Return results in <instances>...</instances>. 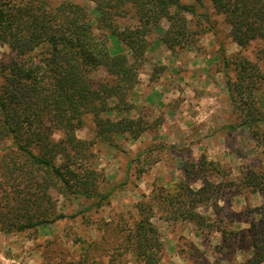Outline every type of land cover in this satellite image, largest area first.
Here are the masks:
<instances>
[{"label": "rangeland", "instance_id": "obj_1", "mask_svg": "<svg viewBox=\"0 0 264 264\" xmlns=\"http://www.w3.org/2000/svg\"><path fill=\"white\" fill-rule=\"evenodd\" d=\"M62 1L82 6L94 28L109 33L99 27L94 1L49 3L57 6ZM181 2L195 5V14L184 13L185 35L176 37L166 18L157 23L160 34L153 28L156 25L150 27V32L148 28L147 50L128 96L130 110L123 108L117 98H110L108 110L102 113L104 118L114 120H141L139 137L133 138L126 131L111 143L97 142L98 127L92 114L85 116L84 126L77 130L79 138L96 141L90 163L100 175L99 190L103 194L111 192L109 201L97 204L99 198L64 197L52 188L57 210L65 217L22 232L3 230L0 222V264H142L127 234L139 217L138 203L148 200L153 202L152 222L163 240L158 264H181L183 260L178 255L188 258V264H249L254 255L249 231L253 222L264 218V198L243 181L254 173L264 174V119L257 127L241 125L242 112L234 107L227 83L237 82V71L233 65L226 67L223 54L248 58L264 72V55L259 54L263 43L255 40L245 48L237 45L224 15L216 12L211 0H203L202 5L196 0ZM116 23L120 29L141 26L137 17L130 16ZM109 47L133 60L129 47L119 43L116 36L110 35ZM14 57L12 47L0 41V68ZM191 75H206L207 83L200 86L191 79L187 81ZM91 77L98 83L109 75L101 66L91 71ZM160 82L164 86L158 87ZM150 87L163 94L161 103H148ZM220 92L221 98H217ZM237 98V104L247 101L263 112L264 80L257 82L254 93L244 91L243 99L240 95ZM211 101L219 104L216 110L210 109ZM224 117L238 127L232 131L223 129L224 120L219 118ZM256 129L260 132L257 135ZM54 138L58 140L61 135L57 132ZM13 149L11 139L1 144L0 164L7 162L4 154ZM202 161L205 166L200 168ZM187 184L190 189L183 190ZM200 189L203 191L197 193ZM177 193H181L182 203L174 198L176 203L171 205L168 199ZM191 198L195 200L193 211L207 219L202 229L190 219L175 217L181 216L180 208H189Z\"/></svg>", "mask_w": 264, "mask_h": 264}, {"label": "trees", "instance_id": "obj_2", "mask_svg": "<svg viewBox=\"0 0 264 264\" xmlns=\"http://www.w3.org/2000/svg\"><path fill=\"white\" fill-rule=\"evenodd\" d=\"M92 1L99 14V27L109 33L98 32L87 11L72 1L52 6L49 0H0V41L15 51L12 61L0 68V147L8 139L15 146L4 154L7 162L0 164L3 230L22 232L63 219L65 214L57 210L50 193L52 188L64 197L99 198L97 204L109 201L111 192L103 194L99 190L100 175L90 163L92 147L96 141L111 143L126 131L137 138L143 122L130 117L104 118L102 113L108 110L110 98H117L123 108L130 110L128 96L135 87L147 50L145 31L149 28L150 32V27L156 25L152 27L158 32L157 23L166 18L176 37L183 36L184 13L195 14V5L181 0ZM196 2L203 4V0ZM211 2L216 12L224 15L234 42L245 48L260 40L263 46L259 54L264 55V0ZM126 16L137 17L141 26L126 25L120 29L116 20ZM110 35L129 47L133 60L110 49ZM223 57L226 67L233 65L237 71V82L227 83L234 107L242 112L241 125L257 127L264 119V111L259 112L247 101L237 104V97L243 99L244 91L254 93L257 82L264 80V72L248 58H229L225 54ZM101 66L106 68L109 78L96 83L91 71ZM88 114L94 116L98 127L96 141L77 135ZM237 127L232 125L231 129ZM57 132L61 135L58 140L54 138ZM259 133L258 129L254 131L255 135ZM204 166L202 161L200 168ZM243 183L254 187V192H260L264 198V174L254 173ZM188 188L189 184L183 186V190ZM179 195L170 197L168 202L173 205L177 198L182 203ZM194 201L191 198L189 208H180L181 216L175 217L190 219L202 229L207 219L193 211ZM153 208L151 200L139 202V217L127 234L142 264H158L161 259L163 240L152 222ZM249 232L254 255L248 263L262 264L264 218L253 222Z\"/></svg>", "mask_w": 264, "mask_h": 264}, {"label": "crops", "instance_id": "obj_3", "mask_svg": "<svg viewBox=\"0 0 264 264\" xmlns=\"http://www.w3.org/2000/svg\"><path fill=\"white\" fill-rule=\"evenodd\" d=\"M159 32V31H158ZM158 32H156V34H160V33H158ZM189 58H190V60H193V61H196L197 59L196 58H191V56H188ZM155 60L157 61V59L155 58ZM159 60V59H158ZM189 60V61H190ZM199 60H200V57H199ZM199 64H201V61H199V63H198V65ZM209 68V67H208ZM196 71V70H195ZM202 74H204L203 73V71H200ZM192 73H194V71H192ZM217 74H219V73H217ZM189 77H191V78H188L187 79V81H189V79H191V83H193V84H195V85H202V84H205V83H207L206 81H207V78H205L206 77V75H196V76H194L193 77V75H191V76H189ZM203 79H202V78ZM161 80H162V78H161ZM160 80V81H161ZM164 81V83H168L169 81L167 80V81H165V80H163ZM213 81H215V83H219V82H217V80H213ZM164 83H162V82H160V83H158V87H161V86H164ZM220 84H218V85H216L217 87H220L219 86ZM169 86H171V84H169ZM172 88L174 89V90H177V88H175L174 86H172ZM160 90V89H159ZM153 93V94H152ZM157 95V96H156ZM163 94H160L159 92H155V89L153 88V87H150L149 89H148V93H147V95H146V99H148V103L149 102H155V105L156 104H159V103H161L162 101H163V99H164V97L162 96ZM155 97H156V100H155ZM216 97L217 98H221V92L220 93H218V94H216ZM213 103V104H212ZM229 106H231L232 104H228ZM219 107V104H215V101L214 102H212L211 101V106H210V109H212V111L213 110H216L217 108ZM232 108V107H231ZM220 119V121H223L224 120V122H221L222 124V128L223 129H228L229 131H232V129H231V126H232V124H229L227 121H228V118L227 117H224V118H219ZM218 123H219V120H218ZM200 230L198 229V228H196L195 229V232L196 233H198ZM178 247L179 246H177L176 247V249H178ZM183 249H185V247H183ZM183 249H180V251L183 253L184 251H183ZM189 249H193V247H191V248H189ZM195 249V248H194ZM178 252V251H177ZM179 257H181L182 259L181 260H183V263H181V264H188V258H186V257H182L181 255H178ZM163 262V261H162Z\"/></svg>", "mask_w": 264, "mask_h": 264}]
</instances>
